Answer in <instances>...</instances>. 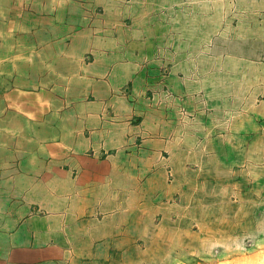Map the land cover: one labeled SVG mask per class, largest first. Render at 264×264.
Here are the masks:
<instances>
[{"label":"crops","instance_id":"crops-1","mask_svg":"<svg viewBox=\"0 0 264 264\" xmlns=\"http://www.w3.org/2000/svg\"><path fill=\"white\" fill-rule=\"evenodd\" d=\"M180 2L0 0V264H144L184 229L246 230L264 58L210 46L215 17ZM256 9L240 44L264 41Z\"/></svg>","mask_w":264,"mask_h":264},{"label":"rangeland","instance_id":"rangeland-1","mask_svg":"<svg viewBox=\"0 0 264 264\" xmlns=\"http://www.w3.org/2000/svg\"><path fill=\"white\" fill-rule=\"evenodd\" d=\"M263 1L181 0L178 4L180 9L178 13L183 19L199 18L201 27L207 24L208 16L209 22H211L212 17H215V20L213 19L215 28L216 31L219 29L220 33L214 38L216 43L213 41L210 46L222 47V42H224L225 48H228L227 50H230L232 55L238 54L237 56H239L242 51H247L246 53H250L247 58L255 60L260 57L264 58V41L256 42L254 37H250L247 41L241 40L242 43L240 44L236 32L238 31L237 28L246 22L248 29L251 27L250 35L253 34L255 30L254 18L261 17L262 13L260 11L256 16V11H258L256 5L261 3L264 9ZM194 47L197 49L195 45ZM203 48L202 45L198 51ZM198 54L200 53L194 51L189 57L197 59L198 62H203L204 60L200 56L198 57ZM213 55L217 57L216 50ZM214 62L217 60L215 59ZM255 184L256 187L253 188L252 182L247 183L246 191L240 196V203L245 206L247 212L245 222L242 223L243 225L240 224L246 227V230L220 232L215 237L210 238L205 230H200L197 233L194 232V229L191 231L184 229L182 233H178L179 237L168 240L169 245L167 247H155V250L154 247H151L150 258H146L144 264H264V181L261 182L260 180ZM200 228H203L202 225ZM218 244L225 245L219 246Z\"/></svg>","mask_w":264,"mask_h":264}]
</instances>
